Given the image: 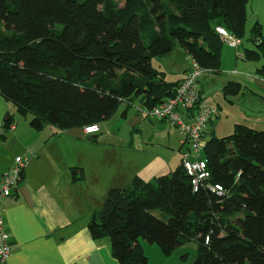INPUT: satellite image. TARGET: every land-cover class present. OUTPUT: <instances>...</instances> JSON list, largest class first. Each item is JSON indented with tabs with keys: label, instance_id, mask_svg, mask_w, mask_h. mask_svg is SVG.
<instances>
[{
	"label": "trees",
	"instance_id": "obj_1",
	"mask_svg": "<svg viewBox=\"0 0 264 264\" xmlns=\"http://www.w3.org/2000/svg\"><path fill=\"white\" fill-rule=\"evenodd\" d=\"M248 1L0 0V95L37 132L100 125L140 97L151 110L182 82H168L153 60L179 44L201 69L219 73L216 28L243 41ZM256 76L264 79V68ZM241 89L230 81L225 94ZM202 156L223 195L194 192L182 164L152 182L135 177L93 214L92 239H110L119 264H149L142 240L167 257L196 240L193 264H264V131L238 124L217 138L213 130Z\"/></svg>",
	"mask_w": 264,
	"mask_h": 264
},
{
	"label": "crops",
	"instance_id": "obj_2",
	"mask_svg": "<svg viewBox=\"0 0 264 264\" xmlns=\"http://www.w3.org/2000/svg\"><path fill=\"white\" fill-rule=\"evenodd\" d=\"M160 66V71L166 74L165 65L160 63ZM191 68L192 64L180 80ZM201 79L199 89L204 101ZM241 81L237 82L244 85ZM252 83V92L264 97V79L255 76ZM11 105L0 95V178L15 158L26 157L30 161L14 194L1 200L12 244V253L5 264H119L111 254L110 239H92L89 222L95 212L102 210L110 190L129 186L135 177L152 182L173 172L170 157L164 159L162 154L149 150L143 138L139 145L134 136L151 128V123L156 125L157 132L167 131L169 125L144 117L141 111L146 109L145 97L132 104L125 103L121 115L116 117L121 127L114 140H108L105 135L98 138L104 130L102 124L100 133L91 137L83 129L58 131L47 127L37 132L27 118L15 122ZM119 110L120 107L113 117ZM251 111L257 114V120L264 122V110ZM10 117L16 123L13 131L4 125ZM218 117L216 113L206 138L215 131ZM184 152L181 138L176 152L181 164ZM142 246L146 255H153L162 263L165 257L154 245L142 243Z\"/></svg>",
	"mask_w": 264,
	"mask_h": 264
},
{
	"label": "rangeland",
	"instance_id": "obj_3",
	"mask_svg": "<svg viewBox=\"0 0 264 264\" xmlns=\"http://www.w3.org/2000/svg\"><path fill=\"white\" fill-rule=\"evenodd\" d=\"M117 1L123 2V0ZM247 16L248 19L242 41L243 46L239 50H236L227 43H224L221 53V71L219 73H208L209 76L202 77L201 79V83L204 87L203 98L205 103L215 109L216 113L219 114L215 127L217 138L231 136L237 124H249V127L255 128L256 130H263L262 128H264V125H262L264 122L257 120V114L254 112L258 110L263 112L264 97L252 92L254 89L252 78L257 75L259 70L264 68V48L259 47L257 41H255V38L264 41V0H249L247 5ZM247 51L255 52L258 57L256 59L253 57H246V59H244L241 55H245ZM157 59L158 60H154L153 62L154 68L161 70L160 63L164 64L167 72L166 80L170 83L179 81L183 72L192 64L186 51L179 44L170 54ZM238 80L245 82L244 85L243 83L241 84L242 89L239 95L234 96L225 94L227 84L230 81L237 82ZM260 98H262V100ZM11 107L16 123L20 119L25 120L24 117L16 112L14 106L11 105ZM124 108L125 103L123 102L120 105L117 116L101 123L104 130L98 138L105 135L108 140L115 139L114 135L117 133V129L121 127V124L117 123L116 117L121 115V111H123ZM251 110H253L254 114ZM27 119L28 121L30 120V118ZM156 121L157 120L154 122L156 123ZM146 123L150 124L149 121ZM105 127H109L107 131H105ZM149 127L151 128H148L147 131L143 130L142 134L138 135V133H134V136L137 137V141H139V145L142 144L141 140L143 138L146 145H149V150L162 154L164 159L166 156L168 158L170 157V166L173 168L172 170L175 171L181 164V157L176 154L182 138L181 131L176 127L169 126L167 131L157 132L155 131L156 125H152V123ZM121 132V139L124 140V130ZM160 133H162V135H160ZM207 139L209 140L210 136L207 137ZM185 150L187 149L185 148ZM156 214L159 215L158 212ZM142 242L146 243L143 240ZM154 246L155 249L161 253L160 248L157 245ZM198 250V242L194 240L176 249L171 256L167 257L164 255L163 257L165 258L162 263L153 255H150V257L147 255V257L149 259V264H193L197 260Z\"/></svg>",
	"mask_w": 264,
	"mask_h": 264
},
{
	"label": "built area",
	"instance_id": "obj_4",
	"mask_svg": "<svg viewBox=\"0 0 264 264\" xmlns=\"http://www.w3.org/2000/svg\"><path fill=\"white\" fill-rule=\"evenodd\" d=\"M216 31L221 35L224 43L236 50L241 48L242 41L226 29L217 27ZM208 73L209 71L201 69L192 61V68L185 73L174 97L151 110L146 108L141 112L146 118L156 119L181 131L182 147L187 149L182 153V166L191 180L194 192L206 188L218 195H223L222 186L209 183L210 172L202 156L206 146V133L216 115L215 109L203 101L199 89L200 78ZM15 127L16 123L13 122L10 130L13 131ZM83 131L86 136L91 137L100 133V127L98 124H93L84 127ZM29 161L30 159L26 157L15 158L10 169L0 178V261L2 264H5L10 257L12 244L7 232L1 200L14 194Z\"/></svg>",
	"mask_w": 264,
	"mask_h": 264
},
{
	"label": "water",
	"instance_id": "obj_5",
	"mask_svg": "<svg viewBox=\"0 0 264 264\" xmlns=\"http://www.w3.org/2000/svg\"><path fill=\"white\" fill-rule=\"evenodd\" d=\"M257 44H260V41H258ZM7 121H8V119L6 118V119H5V122H4V125L6 124ZM0 134H2V131H0Z\"/></svg>",
	"mask_w": 264,
	"mask_h": 264
}]
</instances>
